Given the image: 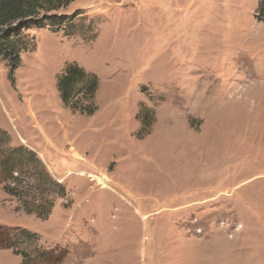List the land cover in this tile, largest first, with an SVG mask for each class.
Wrapping results in <instances>:
<instances>
[{
  "label": "rangeland",
  "instance_id": "374dc122",
  "mask_svg": "<svg viewBox=\"0 0 264 264\" xmlns=\"http://www.w3.org/2000/svg\"><path fill=\"white\" fill-rule=\"evenodd\" d=\"M40 18L15 34L19 65L0 55V127L65 194L43 192L40 218L0 185V224L39 235L17 248L264 264V0H73ZM71 64L99 79L92 114L60 97ZM23 262L0 247V264Z\"/></svg>",
  "mask_w": 264,
  "mask_h": 264
},
{
  "label": "trees",
  "instance_id": "16d2710c",
  "mask_svg": "<svg viewBox=\"0 0 264 264\" xmlns=\"http://www.w3.org/2000/svg\"><path fill=\"white\" fill-rule=\"evenodd\" d=\"M72 1L0 0V55L6 59L12 58V61H15L14 64L19 65L21 47L15 34L20 29L32 25H44L43 19L40 18L43 11L50 12L60 9ZM57 18L50 16L48 19L55 23L57 20L54 19ZM16 22H19V25L14 27ZM57 87L64 105L70 107L71 110H79L88 114L94 112L95 108L91 106L94 104L95 94L99 87V79L95 74L87 72L77 64H71L58 77ZM139 115L143 125H149L145 113L142 111ZM40 161L31 149L11 145L9 133L0 127V185L3 184L2 188L8 195L20 200L24 198L26 204H32L33 208H28L29 211L36 212L40 218H46L52 210L53 201L43 192L47 189L56 192L59 189L62 194H65V188L61 183L52 179L51 174ZM32 163L35 169L33 172ZM33 176L37 182L28 183V179ZM34 240H39V235L32 230L5 227L0 224V247L12 248L15 254L22 255L24 262L21 264H63L68 255V250L63 246L39 247L34 254L17 248L21 242Z\"/></svg>",
  "mask_w": 264,
  "mask_h": 264
}]
</instances>
